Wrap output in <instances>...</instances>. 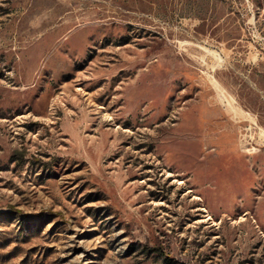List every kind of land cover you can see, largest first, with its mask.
I'll list each match as a JSON object with an SVG mask.
<instances>
[{
    "label": "rangeland",
    "instance_id": "obj_1",
    "mask_svg": "<svg viewBox=\"0 0 264 264\" xmlns=\"http://www.w3.org/2000/svg\"><path fill=\"white\" fill-rule=\"evenodd\" d=\"M0 264H264V0H0Z\"/></svg>",
    "mask_w": 264,
    "mask_h": 264
},
{
    "label": "bare ground",
    "instance_id": "obj_2",
    "mask_svg": "<svg viewBox=\"0 0 264 264\" xmlns=\"http://www.w3.org/2000/svg\"><path fill=\"white\" fill-rule=\"evenodd\" d=\"M232 108V107H231ZM234 111H236L235 109H233Z\"/></svg>",
    "mask_w": 264,
    "mask_h": 264
}]
</instances>
